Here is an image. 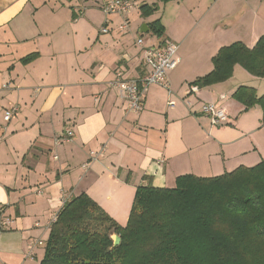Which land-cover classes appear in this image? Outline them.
I'll return each mask as SVG.
<instances>
[{"label": "crops", "instance_id": "crops-1", "mask_svg": "<svg viewBox=\"0 0 264 264\" xmlns=\"http://www.w3.org/2000/svg\"><path fill=\"white\" fill-rule=\"evenodd\" d=\"M131 1L135 13L104 14L101 23L90 0H0V264H39L49 226L72 197L84 193L125 226L139 186L173 188L179 176L216 177L264 158L260 107L243 110L232 98L241 86L263 95L264 78L236 65L225 82L194 84L222 47L255 46L264 0ZM142 5L156 11L143 17ZM138 37L148 46L175 43L178 63L168 88L151 85L132 112L111 83L145 72ZM205 103L234 125L213 126L200 112ZM12 106L5 123L2 111ZM64 129L73 140L56 144Z\"/></svg>", "mask_w": 264, "mask_h": 264}, {"label": "trees", "instance_id": "trees-1", "mask_svg": "<svg viewBox=\"0 0 264 264\" xmlns=\"http://www.w3.org/2000/svg\"><path fill=\"white\" fill-rule=\"evenodd\" d=\"M155 11L139 7L143 17ZM149 29L161 35L157 21ZM212 65L194 84L225 82L236 65L264 78V35L252 49L240 42L222 47ZM232 98L243 110L259 106L264 124V94L241 86ZM40 264H264V158L216 177L179 176L173 188L139 186L125 226L84 193L72 197L49 226Z\"/></svg>", "mask_w": 264, "mask_h": 264}, {"label": "built area", "instance_id": "built-area-1", "mask_svg": "<svg viewBox=\"0 0 264 264\" xmlns=\"http://www.w3.org/2000/svg\"><path fill=\"white\" fill-rule=\"evenodd\" d=\"M134 7V2L131 0H110L104 4L102 11L106 16H125ZM127 25L128 23L125 21L120 26V30H126ZM100 32L106 34L109 32V29L104 25L100 28ZM135 44L139 48L140 54H142L145 72L139 76L138 79L133 80H125L120 75H117L111 84L117 89L121 98L126 102L127 110L139 112L142 108L144 94L151 85L160 86L165 89L168 88V82L166 80L167 73L176 67L178 59L176 58L177 46L170 41H163L157 45L148 46L145 45L142 37H138ZM4 87L6 88L7 86ZM17 110L15 106L4 110L2 116L3 121L5 123L9 122L16 114ZM200 112L210 120L213 126H223L229 122L227 112L212 103L203 104ZM73 137L74 132L72 130L64 129L61 134L55 138V143H68L73 140ZM87 166L88 164H85V167ZM55 218L56 216H54L53 221ZM37 244L41 245L42 243L38 242Z\"/></svg>", "mask_w": 264, "mask_h": 264}, {"label": "rangeland", "instance_id": "rangeland-1", "mask_svg": "<svg viewBox=\"0 0 264 264\" xmlns=\"http://www.w3.org/2000/svg\"><path fill=\"white\" fill-rule=\"evenodd\" d=\"M103 2H102V0H90V5L91 6H94V10H95V12H97L98 14H96V16H97V18H96V20H98L99 22H101V23H104V20H105V15H104V12L100 9V6H101V4H102ZM105 3H103V5H104ZM90 5H88V7H90ZM135 5V4H134ZM91 9H93L92 7H90ZM137 9H138V7L137 6H135L131 11L133 12V13H135L136 11H137ZM131 12V13H132ZM132 13V14H133ZM118 16H121V15H118ZM93 30H95V31H93ZM92 31L93 32H96V27H95V25L92 27ZM92 32V33H93ZM241 70V69H240ZM3 112L4 111H2V116H3ZM230 122H231V124H233L234 125V122H235V120H230ZM230 122H228L226 125H223V126H217V128L218 127H222V129L221 128H219V129H221V130H224V129H228V128H231V124H230ZM126 225V224H125ZM120 239V238H119ZM120 242V241H119ZM43 257H44V255H43ZM43 257H41L40 258V260L38 261V263L40 264V262L42 261V259H43Z\"/></svg>", "mask_w": 264, "mask_h": 264}, {"label": "water", "instance_id": "water-1", "mask_svg": "<svg viewBox=\"0 0 264 264\" xmlns=\"http://www.w3.org/2000/svg\"><path fill=\"white\" fill-rule=\"evenodd\" d=\"M143 27L145 28V25ZM141 33H143V32H141ZM112 239H113V246H117L119 244V241H120L119 237L117 235H113Z\"/></svg>", "mask_w": 264, "mask_h": 264}]
</instances>
